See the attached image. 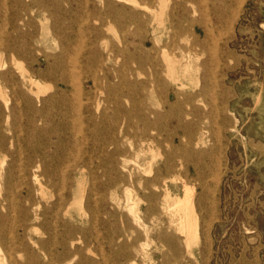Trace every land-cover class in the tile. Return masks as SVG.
Instances as JSON below:
<instances>
[{"label":"rangeland","instance_id":"obj_1","mask_svg":"<svg viewBox=\"0 0 264 264\" xmlns=\"http://www.w3.org/2000/svg\"><path fill=\"white\" fill-rule=\"evenodd\" d=\"M135 2L0 0V16L7 21L3 30L13 35L8 23L13 22L18 9L28 8L35 45L51 61L62 53V46L70 44L64 42V36L56 35L55 26H63L67 34L71 32L67 28L69 19L82 20L80 27L71 29V35L79 38L67 53L73 54L76 47L82 52L78 65L85 89L92 88L93 75L100 78L104 70L119 72L125 68L130 79L136 81L134 91L142 106L151 107L164 119L159 120L154 132L133 116L139 129L137 136L130 138L115 130L126 156L116 161L117 175L124 177V183L104 189L101 186L109 182L100 169L104 155L93 152L91 134L106 132V126L116 118L115 104L102 103L85 112L84 118L94 115L99 125L94 128L85 122L82 134L80 127L71 123V117L66 123L65 118L55 114V120L42 125V133L29 143L36 148L42 146L51 158L47 164L52 167L58 163L61 167L57 170H65L66 177H61L63 172L56 173L44 187V198L37 191L36 196L51 223L58 222L64 230L62 223L66 221L71 228L82 231L74 237L72 249H82L74 263L87 258L92 264H164L172 252L167 253L156 239V233L161 232L177 237L174 248L178 259L165 264H264V0ZM87 13L91 15L88 20ZM126 39H136L137 49L125 46ZM94 49L102 56V69L94 65L98 59L90 54ZM29 53L42 56L36 51ZM131 57L140 64L131 63ZM4 58L11 71L19 75L11 58ZM209 65L211 77L207 73ZM23 67L32 70L27 61ZM40 67L37 64L35 70ZM131 70L136 71L134 76ZM41 83L47 88L42 99L55 93L54 83L47 79ZM6 92L4 97L11 99L10 90ZM170 92L178 98L170 101L176 111L167 115L165 105ZM121 94L122 90L117 89L113 95ZM2 97L0 105L6 113ZM120 100L123 106L131 107L132 103ZM104 111L109 119L106 122L101 120ZM148 116L154 121L153 115ZM73 134L79 135V141L65 139ZM144 134L155 136L156 142H141ZM168 135L172 145L165 141ZM138 150L142 151L137 154ZM173 151L176 171L161 170L157 177L158 169ZM179 156L184 159L183 168ZM174 176L176 180L172 181ZM184 184L195 189L201 215L200 241L190 250L184 235L168 228L169 216L164 209L166 190L173 198L181 197ZM127 192L132 196L130 202ZM60 204L61 216L56 218L53 211ZM133 204L139 221L130 210ZM15 217L19 221L22 218L20 213ZM32 236L40 238L35 231ZM24 260L18 256L20 263Z\"/></svg>","mask_w":264,"mask_h":264},{"label":"bare ground","instance_id":"obj_2","mask_svg":"<svg viewBox=\"0 0 264 264\" xmlns=\"http://www.w3.org/2000/svg\"><path fill=\"white\" fill-rule=\"evenodd\" d=\"M132 1L136 3L135 0ZM27 9H24V11L18 9L14 13L15 19L13 22L8 23L11 26L13 35H9L7 30H3L4 23L6 25L7 21L5 20L4 22L0 16V96H3L4 111L6 112H3L0 105V264H67L68 262L66 261L69 259L70 262L68 264H92L87 258L80 259L74 263L76 257L82 252V249L77 247L72 249L75 242L74 237L77 233L81 234L82 231L76 227L74 229L71 228L66 221L62 223L64 230L60 229L61 225H58V222L57 224L51 223L48 220L47 210L43 208L36 196V191L42 197L44 196L43 192L46 183L55 178L59 172H63L62 178L66 177L65 170L58 171L57 169L61 167L58 163H56L57 166H49L47 163L48 159L51 158L47 155L44 148L42 146L36 148V146L30 145L31 143L29 142L34 136L42 133V125L55 120V114L61 115L62 119L65 118L66 123L71 117V123L73 122L75 127H80V134L84 131L83 125L85 122L97 128L99 122L96 117L89 114L87 118H84L83 114L85 112L89 113L94 106L99 108L102 103H114L117 109L115 120L106 126L107 130L105 133L97 134L93 131L91 134L92 141L95 142L93 152L104 155L103 162L100 163V169L103 175L108 178L107 181H109L104 183V186H101V188L105 189L108 186L124 183V177L117 175L118 164L116 161L117 157L124 159L126 156L125 151L119 147L115 130L119 129L118 131L124 137L130 138V136H137L136 130L139 129L132 120L133 116L136 115L143 122L144 128L149 127L154 132L159 127V120L164 119L161 114L151 107L142 106L139 96L134 91L137 85L136 81L130 79L125 68L119 72L111 71L110 69L104 70L103 76L100 78L96 74L93 75L92 88L85 89L82 84L83 74L81 67L78 65L82 52L76 51V47L72 50L73 54L72 52L71 54L67 53L72 48L71 43L79 38L78 35H71V29L80 27L82 20L79 21L77 18L69 19V26H67L70 29L69 31H71L68 32L69 34H64L65 29L63 26H55L56 35H60L61 38L64 36V42H69L70 44L66 43L67 45L62 46V53L55 56L53 61H51L49 56L35 45L37 40L29 30L32 22L27 14ZM46 11L49 10L47 9ZM90 13H87L86 20L91 16ZM53 14H49L50 17H53ZM124 45H132L134 50L137 49L136 39L133 42L126 39ZM29 51H36L42 56L39 58L34 57ZM90 54L98 58L95 60L94 65L102 69L104 64L102 56L99 55L96 49ZM4 56H9L12 63L18 66L19 75H15L11 71L12 68L9 67ZM108 60H110V55H108ZM130 60L133 64H140L135 57H131ZM26 61L30 63L32 70L23 67V63ZM87 63L88 65L91 64L89 60H87ZM37 64L41 67L35 70ZM210 66L207 67L209 77L212 76V67ZM168 70V74L172 77L171 68L169 67ZM135 73V70H131L132 76ZM42 79L51 81L56 87L55 93L45 99H42V96L46 94L47 88L42 85ZM116 79L118 83H116ZM111 81L115 84H112ZM6 89L11 92V99L4 97L7 95ZM117 89L122 90V97H114V91ZM173 97L178 98V94L174 92L168 93L165 105L167 115L176 111V107L170 104ZM121 98L132 103L131 107L123 106ZM148 115H153L154 121ZM101 120L102 122L109 120L105 111ZM177 123L179 125V122ZM65 139L68 141H79V135H67ZM139 140L141 142L154 143L156 142V137H148L144 134ZM170 140L171 138L168 135L165 141L171 144ZM23 144L30 149L25 150ZM108 149L111 150L108 151ZM141 151L138 150L136 153L139 154ZM76 157L78 160V156ZM96 158L99 159L98 157ZM175 158L176 153L173 151L162 163V169H158L157 177L160 176L161 170H165L167 173L176 171ZM76 159L74 158V160ZM180 160L181 168H183V157H180ZM113 174H115V177L112 176ZM175 180L174 176L172 181ZM183 181L185 180L183 179ZM94 187L96 188L97 186L95 185ZM127 197L128 202H130L132 196L129 192H127ZM155 198L156 196L154 195V200ZM61 205L53 211L56 218L61 216L63 209ZM128 205L130 206V204ZM164 209L169 216L168 228L184 235V243L187 249L190 250L193 246L198 245L200 241L201 215L197 211L195 189L185 185L183 196L175 198L172 197L169 190H166ZM130 210L135 214L136 220L139 221L136 217L138 211L136 204H133ZM155 211L156 206L154 205ZM16 213L21 214L22 218L20 221L16 219ZM34 224H38L40 228ZM32 231L38 233L40 238L35 239L32 236ZM156 239L162 248H167V253L172 252L170 257L165 258L164 264L172 263L173 260L176 261L178 255L175 253L174 245H176L177 237L172 234L165 236L163 233L157 232ZM142 249L144 248L142 247ZM39 254H43V257H40ZM18 256L25 257V260L20 263Z\"/></svg>","mask_w":264,"mask_h":264}]
</instances>
